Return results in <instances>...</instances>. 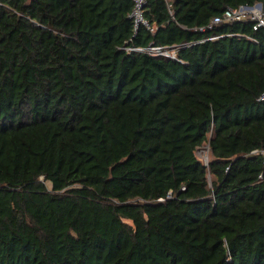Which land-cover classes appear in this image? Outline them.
<instances>
[{
  "label": "trees",
  "instance_id": "trees-1",
  "mask_svg": "<svg viewBox=\"0 0 264 264\" xmlns=\"http://www.w3.org/2000/svg\"><path fill=\"white\" fill-rule=\"evenodd\" d=\"M259 2L0 0V264H264Z\"/></svg>",
  "mask_w": 264,
  "mask_h": 264
},
{
  "label": "built area",
  "instance_id": "built-area-1",
  "mask_svg": "<svg viewBox=\"0 0 264 264\" xmlns=\"http://www.w3.org/2000/svg\"><path fill=\"white\" fill-rule=\"evenodd\" d=\"M134 7L132 11V16L135 19L136 26L140 23L145 24L148 28L153 30L151 26L147 23V20L144 18V5L146 0H133ZM250 20L253 22V30L264 31V2L256 3L255 5H241L239 7H228L220 15L215 16L210 24V27L213 24L221 22H232V21H242ZM134 49L140 51L149 52L152 55H163L167 57L176 58V46L174 47H163V46H154L149 45L147 47H135ZM259 100H264V91L260 95ZM252 153H260L264 156V148L256 149ZM207 163V162H206Z\"/></svg>",
  "mask_w": 264,
  "mask_h": 264
},
{
  "label": "rangeland",
  "instance_id": "rangeland-1",
  "mask_svg": "<svg viewBox=\"0 0 264 264\" xmlns=\"http://www.w3.org/2000/svg\"><path fill=\"white\" fill-rule=\"evenodd\" d=\"M197 156L204 162H208L209 161V146L208 145H205L204 147H201L198 149L197 151ZM47 186L49 188L52 187L50 181H47L46 182Z\"/></svg>",
  "mask_w": 264,
  "mask_h": 264
}]
</instances>
